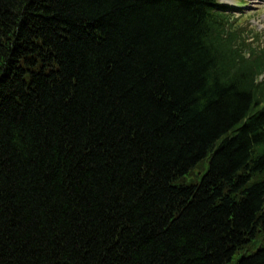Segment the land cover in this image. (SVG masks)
Segmentation results:
<instances>
[{
  "label": "trees",
  "instance_id": "16d2710c",
  "mask_svg": "<svg viewBox=\"0 0 264 264\" xmlns=\"http://www.w3.org/2000/svg\"><path fill=\"white\" fill-rule=\"evenodd\" d=\"M212 1L0 0V264H264L262 62Z\"/></svg>",
  "mask_w": 264,
  "mask_h": 264
},
{
  "label": "rangeland",
  "instance_id": "374dc122",
  "mask_svg": "<svg viewBox=\"0 0 264 264\" xmlns=\"http://www.w3.org/2000/svg\"><path fill=\"white\" fill-rule=\"evenodd\" d=\"M245 8H244V12L245 13H249L252 16V25H257V27L259 28H263L264 29V0H252V2L247 1L245 2ZM201 175H193L191 177H189V179L187 180L188 184H191L193 182H197L199 180ZM264 246V239L263 236L262 237H258L254 243L252 244V246L250 247V249L247 251V254H252L257 248ZM242 253H239L238 255H236L235 257V261L238 260L240 258Z\"/></svg>",
  "mask_w": 264,
  "mask_h": 264
}]
</instances>
